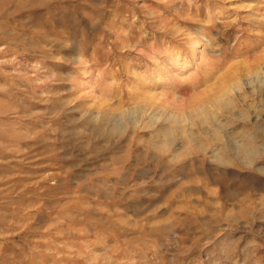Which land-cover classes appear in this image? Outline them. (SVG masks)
Wrapping results in <instances>:
<instances>
[{
  "label": "rangeland",
  "instance_id": "rangeland-1",
  "mask_svg": "<svg viewBox=\"0 0 264 264\" xmlns=\"http://www.w3.org/2000/svg\"><path fill=\"white\" fill-rule=\"evenodd\" d=\"M263 6L0 0V264H264Z\"/></svg>",
  "mask_w": 264,
  "mask_h": 264
},
{
  "label": "bare ground",
  "instance_id": "bare-ground-1",
  "mask_svg": "<svg viewBox=\"0 0 264 264\" xmlns=\"http://www.w3.org/2000/svg\"><path fill=\"white\" fill-rule=\"evenodd\" d=\"M261 3H262V0H261ZM264 7V6H263ZM195 43V42H194ZM194 45H196V43L195 44H193L192 45V49H193V53L195 52V47H194ZM193 53H192V55H193ZM196 53V52H195ZM197 55V54H196ZM194 56V55H193ZM195 57V56H194ZM195 59V58H194ZM173 64H174V66H178V67H182V68H185L186 67V62L185 61H180V60H178V59H174L173 58ZM189 63V62H188ZM188 65V64H187ZM177 67V68H178ZM200 79V78H199ZM193 81V80H192ZM198 81L196 80V81H193L191 84H195V83H197Z\"/></svg>",
  "mask_w": 264,
  "mask_h": 264
}]
</instances>
